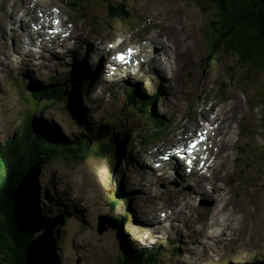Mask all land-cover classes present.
<instances>
[{
  "label": "rangeland",
  "instance_id": "obj_1",
  "mask_svg": "<svg viewBox=\"0 0 264 264\" xmlns=\"http://www.w3.org/2000/svg\"><path fill=\"white\" fill-rule=\"evenodd\" d=\"M33 1L0 0V147L3 148L23 127L28 116L25 105L31 110L38 106L26 101L24 91L40 88L35 84L51 81L53 76L62 77L68 71L87 74V64L98 69L94 60L97 52H92V48L87 60L82 53H75L73 58L57 57L53 63H27L17 48L30 42L29 28L32 22H37ZM52 1L80 15L79 22L73 25L82 42L92 44V41L99 43L107 39L109 44L114 45L115 52L133 46L145 48L153 36L172 44V59H167L163 48L156 45L151 52V56L156 57L155 61L142 64L133 74L124 77L118 88H106L96 96V84L93 90L85 92L83 83L76 94L80 112L94 122L119 119V110L127 101L130 87L137 86L140 95L150 97L156 91L158 82L162 91L155 104L167 118L175 107L183 105L203 84L217 91L225 80L231 94L243 96L245 109H248L245 101L250 102V114L254 118L250 152L253 151L254 157L257 154L259 158L260 149L256 148L264 145L261 120L264 73H249L250 78H244L241 74H229L234 64L230 65L225 56L212 60L214 55L204 32L207 20L215 13L214 9L211 8L206 16L194 0H76L78 7L69 4L75 0ZM118 2H124L128 14L120 15V18L110 17L109 5ZM41 4L51 2L41 0ZM92 21L97 23L98 31L89 35L88 30L96 25ZM174 43H179L180 52L175 49ZM41 57L51 59L46 53ZM157 59H161L160 63ZM68 61L74 62V67L63 66V62ZM174 69L182 71L173 81L159 72L172 73ZM235 70L242 71L237 66ZM21 74L26 81L20 78L17 87L16 77ZM90 78L86 75L83 82ZM56 105L59 104L46 109L43 116L57 124L66 135H75L77 128L71 126L70 115H60ZM240 106L241 103L237 102L235 109L227 112L223 119L224 128H230L236 120ZM37 108L39 114L41 107ZM138 131L115 164L108 157L79 160L64 158L66 156L62 154L43 166H35V180H32L31 186L37 197L35 205L39 212L34 210L33 213L46 225L37 230V237L43 239L49 234H56V242L52 245H55L58 260L54 264H124L120 228L126 240L134 246L155 250L160 247L161 252L155 251L157 259L154 264H247L256 256L264 257V173L257 171L261 170L259 160L251 165L249 153L243 166L235 173L230 167L234 166L230 164V159L223 164L218 170L215 187L226 190L228 196L222 195L215 202L208 201L206 208L211 210V216L199 220L204 217L202 211L205 206L200 205L196 210L188 201L189 193L184 189L190 188L182 186L186 177L172 176V182H158L152 187L145 184L138 172L141 163L139 151L142 150L138 140L146 139L147 133L143 129ZM228 144V141L223 142L225 146ZM145 151L150 155L147 148ZM124 157L129 160V165L123 162ZM262 163L264 166V160ZM224 181H228V187L227 184L221 185ZM199 184H204V181L201 179ZM120 187L133 192L135 200L119 196ZM233 188L235 190L231 192ZM180 189L184 191H178ZM45 190L53 204L45 203L48 200L43 197ZM199 191L210 195L203 187ZM222 197H225L224 202ZM115 199L120 201L112 202ZM203 199L208 198L202 197L201 202ZM44 204H48L47 207ZM223 205H226L229 214H224ZM165 212L169 213V217ZM61 213H64V219L57 216ZM116 214L122 218L115 223ZM227 215L230 217L227 218ZM44 217L51 220H43ZM214 226H217L215 231ZM195 238L194 243L192 239ZM133 264L149 263L145 258H136Z\"/></svg>",
  "mask_w": 264,
  "mask_h": 264
},
{
  "label": "trees",
  "instance_id": "obj_2",
  "mask_svg": "<svg viewBox=\"0 0 264 264\" xmlns=\"http://www.w3.org/2000/svg\"><path fill=\"white\" fill-rule=\"evenodd\" d=\"M194 1L206 16L212 9L215 10L214 15L207 20L204 32L210 41L211 53L215 56H211L212 60L225 56L230 65L234 64L229 74H241L244 78H250L249 73H264V3L261 0ZM69 4L79 6L76 0ZM125 9L124 2L110 4L109 16L120 18V15L128 14ZM73 16L77 18L80 15L74 12ZM235 66L242 71L235 70ZM21 75L24 78L16 77L17 87L20 78L26 81V77ZM81 83L83 76L78 71L75 74L68 71L62 77L53 76L51 81L35 84L40 88L24 91L26 101L37 104L41 111L38 114V106L34 111L25 105L28 116L23 127L17 130L13 139L5 143L6 146L3 145L4 148L0 147V264H54L58 260L55 245H52L56 242V234H49L43 239L37 237V230L46 225L33 213L34 210L39 212L35 205L37 197L31 186L32 180H35V166H43L62 154L66 156L64 158L79 160L108 157L115 164L130 145L135 132L143 129L151 139L155 132L169 122L155 104L158 96L140 95L136 86L131 88L127 101L119 110V119L94 122L79 110L76 94ZM225 83L227 81L223 80L220 87L222 94H227L229 90ZM43 101L46 102L43 104ZM55 103L59 104L55 107L60 115H70L71 126L77 128L75 135H66L57 124L43 116L44 111ZM262 113L264 126V109ZM110 114L112 117V112ZM129 120L128 124L123 123ZM141 139L139 143L146 145L145 138ZM257 149H260L259 158L257 154L255 157L253 155L249 163L253 165L259 160L261 170H256L264 173V145L260 144ZM123 162L130 163L125 157ZM132 193L119 188V196L135 200ZM43 197L48 199L45 203L53 204L47 190ZM119 201L112 200L114 203ZM44 205L47 207L48 204ZM57 216L64 219L65 215L61 213ZM114 218L119 220L122 216L116 214ZM43 220L51 219L44 217ZM119 230L124 264H133L136 258H145L149 264H154L157 259L155 251L161 252L159 246L156 250L134 246L126 240L122 229ZM247 264H264V257L256 256Z\"/></svg>",
  "mask_w": 264,
  "mask_h": 264
},
{
  "label": "bare ground",
  "instance_id": "obj_3",
  "mask_svg": "<svg viewBox=\"0 0 264 264\" xmlns=\"http://www.w3.org/2000/svg\"><path fill=\"white\" fill-rule=\"evenodd\" d=\"M14 10V9H13ZM24 13V12H23ZM168 36V35H167ZM171 37V36H170ZM178 37V36H177ZM169 39V38H168ZM176 39V38H175ZM182 39V38H181ZM164 40V39H163ZM163 40H159L157 37H153L151 38V43L149 45V48L152 49L154 46L156 45H159L163 48V50L165 51V53L167 54V59H172L174 56H173V52L171 50V46L172 44L171 43H165ZM173 40V39H172ZM147 41V40H146ZM127 44V43H126ZM152 44V45H151ZM178 44L179 43H174V46H175V49L180 52L179 50V47H178ZM186 48V47H184ZM50 58H52L51 56H49ZM155 58L156 57H152L151 58V62H154L155 61ZM177 71L174 69L172 74L176 73ZM136 93V92H135ZM147 109V108H146ZM145 113V112H144ZM226 141V140H225ZM229 145V144H228ZM225 146V145H224ZM180 177V176H179ZM179 191V190H178ZM222 201L224 202L225 201V197H222ZM222 208H225V213L224 214H229V211L226 207V205H223L221 206V209ZM222 212V211H219V213ZM166 216L169 217V213L168 212H165ZM225 216V215H224ZM230 217L227 215V218ZM156 218V217H155ZM226 218V217H225ZM154 220V219H153ZM151 220V221H153ZM43 227V226H42ZM37 230V229H36ZM45 233V232H44Z\"/></svg>",
  "mask_w": 264,
  "mask_h": 264
},
{
  "label": "water",
  "instance_id": "obj_4",
  "mask_svg": "<svg viewBox=\"0 0 264 264\" xmlns=\"http://www.w3.org/2000/svg\"><path fill=\"white\" fill-rule=\"evenodd\" d=\"M263 3H264V0H261ZM107 218V217H106ZM116 221V220H115ZM118 223V222H117ZM105 224H106V222H105Z\"/></svg>",
  "mask_w": 264,
  "mask_h": 264
}]
</instances>
